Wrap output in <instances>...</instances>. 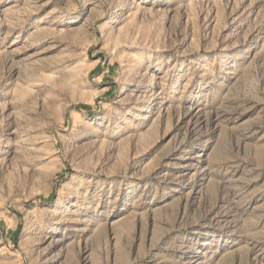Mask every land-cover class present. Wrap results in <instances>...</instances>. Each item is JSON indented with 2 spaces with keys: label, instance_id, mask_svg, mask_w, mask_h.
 Instances as JSON below:
<instances>
[{
  "label": "rangeland",
  "instance_id": "rangeland-1",
  "mask_svg": "<svg viewBox=\"0 0 264 264\" xmlns=\"http://www.w3.org/2000/svg\"><path fill=\"white\" fill-rule=\"evenodd\" d=\"M0 264H264V0H0Z\"/></svg>",
  "mask_w": 264,
  "mask_h": 264
},
{
  "label": "bare ground",
  "instance_id": "bare-ground-1",
  "mask_svg": "<svg viewBox=\"0 0 264 264\" xmlns=\"http://www.w3.org/2000/svg\"><path fill=\"white\" fill-rule=\"evenodd\" d=\"M246 27H248V23H246L245 25H243V27L239 28L236 31V33L234 34V44H237L238 40L243 39L247 35L248 29ZM124 90H126V88H124L122 91Z\"/></svg>",
  "mask_w": 264,
  "mask_h": 264
}]
</instances>
